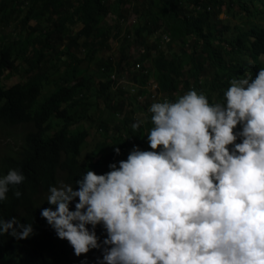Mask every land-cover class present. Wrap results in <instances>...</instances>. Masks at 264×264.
Returning <instances> with one entry per match:
<instances>
[{"label":"trees","instance_id":"trees-1","mask_svg":"<svg viewBox=\"0 0 264 264\" xmlns=\"http://www.w3.org/2000/svg\"><path fill=\"white\" fill-rule=\"evenodd\" d=\"M127 4L137 15V25L123 37L115 57L97 59L112 35L120 33ZM234 7L236 13L231 12ZM241 12L247 18H264V0H0V126L25 128L17 150L0 163V175L8 169L25 175L0 203V217L33 222L36 232L22 240L0 236V258L18 257L19 264H84L83 256L73 255L68 242L58 239L41 217V208L50 205L40 202L39 191L55 185L59 175L71 184L87 169L102 174L110 162L126 159L136 142L146 140L151 114L135 117L134 96L117 86L129 77L141 96L154 94L149 90L157 83L156 93L168 100L189 89L204 92L211 102L222 100L230 79L250 69L253 61L256 67L264 55V26L247 20L248 28L242 31L241 25L231 23ZM110 14L115 20L107 23ZM32 20L34 25L29 24ZM93 62L96 73L109 75L98 80L97 89L87 73ZM53 64L65 66L64 76L54 79ZM48 85L54 88L43 96ZM98 97L119 117L115 122L99 117L96 130L106 137L87 162L78 157L88 142L89 127L95 125L91 110ZM150 102L136 103L137 111H147ZM137 121L140 126L132 128ZM17 189L20 198L13 195ZM96 233L103 238L100 225ZM86 255L87 264H94L100 253L91 250Z\"/></svg>","mask_w":264,"mask_h":264},{"label":"clouds","instance_id":"clouds-1","mask_svg":"<svg viewBox=\"0 0 264 264\" xmlns=\"http://www.w3.org/2000/svg\"><path fill=\"white\" fill-rule=\"evenodd\" d=\"M257 63L218 102L196 89L168 100L157 83L145 96L132 88L135 103L151 101L149 148L133 145L102 174L49 185L43 200L41 217L73 255L84 264L91 250L94 264H264V55ZM24 180L19 169L0 175V203ZM35 234L33 222L0 217V236Z\"/></svg>","mask_w":264,"mask_h":264},{"label":"rangeland","instance_id":"rangeland-1","mask_svg":"<svg viewBox=\"0 0 264 264\" xmlns=\"http://www.w3.org/2000/svg\"><path fill=\"white\" fill-rule=\"evenodd\" d=\"M139 3L142 2V0H138ZM131 4L130 5H126L125 7H123L124 11V19L121 22V31L120 33H116L113 34L112 37L110 38V40L108 41L107 47L106 49L103 51H99L97 54V59H101L103 56H107L110 55L111 57H115L114 54L116 53V49L118 47V45L121 44V40L123 39L124 36H126V33H131L132 30L134 29V27L137 25V15L132 12L131 9ZM160 8H156V10L154 9L155 12H159ZM232 13H236L237 12V8L234 7L231 10ZM220 18H223L222 20L225 19V15L222 13L220 15ZM107 23H111L112 21L115 20V16L113 14L108 15L105 18ZM247 20H250L252 22H256L259 25L264 26V18H260L257 17L256 19H251V18H247L246 14L241 12V15L238 17H233L230 18V21L232 24H238L241 25L242 27V31L247 30L248 28V23ZM35 21L32 20L29 22L30 25H34ZM42 25H44V23H42ZM128 31V32H127ZM120 42V43H119ZM168 48V45L166 46V49ZM165 49V50H166ZM134 50L133 47L130 48V51L132 52ZM166 52H168V50H166ZM86 64V62H83L81 64V68L84 67ZM40 65H42V63H40ZM51 65V64H50ZM49 65V66H50ZM51 72L53 73V77L54 79L60 78L62 76H64L65 73V66H59V64H53L52 65V70ZM88 74L93 76V81L95 83V88L97 89L98 87V80H107L108 78V73L105 74H100V73H96V66L95 63H90L88 65ZM81 75H83L80 70L78 71L77 76L80 77ZM133 83H136L135 80H132L130 77L126 80V81H122L119 82L117 84V86H119V88L124 92V94H126L127 96L130 95L131 89L133 88ZM116 86V87H117ZM45 92L42 93L43 96L49 95L51 90H53L54 85L52 86H45ZM176 95H179V93H177V91L175 92ZM155 99L158 98V95L154 96ZM133 101V110H135V117L137 118H141L144 117L146 114V111H137L138 107L136 106V103L134 101V99H131ZM103 101L101 100L100 97L96 98V108L91 111H93V117L97 118L95 121V125L94 126H88L89 130H88V136L86 137V140L88 141L87 143H83L82 147H81V152L80 155L78 157V159L84 160V161H91L92 157L95 155H92V152L95 151L96 147L95 145L100 142L101 140L105 139V135L104 134H100L97 132L96 130V124L99 120L100 116L106 117L109 120H112L113 122L117 121L116 118H118L119 116H114L113 113L111 111H109V109H107L104 104L102 103ZM76 110V107L74 108L73 111ZM91 111L88 112V114L91 113ZM110 112V113H109ZM134 115H133V119H135ZM85 121V120H84ZM82 124L79 125L78 130L81 129ZM78 130L74 131L77 132ZM25 132V128H22L20 126H16V127H7V126H0V163L2 162V160L8 156H11L16 150L17 147L20 145L21 143V138L23 136ZM100 134V135H99ZM145 138H146V132L144 133ZM136 145L139 146L142 150H146L148 149V144L147 141L143 139V141L140 142H136ZM1 168V166H0ZM63 181V177L61 175H59L58 181ZM64 182V181H63ZM56 183V184H57ZM55 184V185H56ZM47 195V191H39L38 196H39V200L40 202L44 203L46 201L43 202V200L45 199ZM4 264H19V259L18 257H10V256H5L4 258H0V264L3 263Z\"/></svg>","mask_w":264,"mask_h":264}]
</instances>
